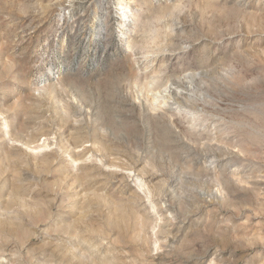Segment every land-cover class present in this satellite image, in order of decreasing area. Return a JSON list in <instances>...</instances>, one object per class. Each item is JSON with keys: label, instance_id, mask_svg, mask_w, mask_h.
<instances>
[{"label": "rangeland", "instance_id": "rangeland-1", "mask_svg": "<svg viewBox=\"0 0 264 264\" xmlns=\"http://www.w3.org/2000/svg\"><path fill=\"white\" fill-rule=\"evenodd\" d=\"M128 1L0 0V264H264V0Z\"/></svg>", "mask_w": 264, "mask_h": 264}, {"label": "bare ground", "instance_id": "bare-ground-1", "mask_svg": "<svg viewBox=\"0 0 264 264\" xmlns=\"http://www.w3.org/2000/svg\"><path fill=\"white\" fill-rule=\"evenodd\" d=\"M132 2H134V1H132V0H129L127 3H132ZM130 5H128V7H129ZM129 9H131V8H129ZM131 13V12H130Z\"/></svg>", "mask_w": 264, "mask_h": 264}]
</instances>
